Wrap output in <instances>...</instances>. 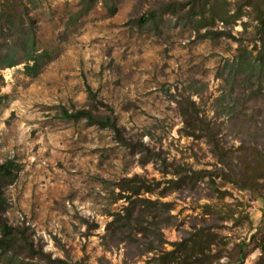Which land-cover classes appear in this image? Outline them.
Instances as JSON below:
<instances>
[{
    "label": "rangeland",
    "instance_id": "374dc122",
    "mask_svg": "<svg viewBox=\"0 0 264 264\" xmlns=\"http://www.w3.org/2000/svg\"><path fill=\"white\" fill-rule=\"evenodd\" d=\"M22 1L25 8L0 0V8L12 6L16 21L6 29L19 36L33 21L36 45L51 50L52 59L36 77L24 74L20 54L0 69V163L16 165L14 179L2 187L8 224L25 229L53 259L76 264H156L160 249L171 250L195 228L215 235L212 252L221 263L235 259L237 245L253 235L264 241L263 179L243 190L216 175L222 164L205 137L188 134L180 109L185 99L193 101L240 169L250 152L241 147L264 154V97L249 100L241 78L228 77L225 66L242 49L254 56L260 49L250 7L235 24L217 21L197 30L189 0H99L74 24L79 0ZM228 1L232 12L244 2ZM142 17L149 20L142 24ZM208 29L231 36L202 37ZM16 36L6 38L12 50ZM93 105L112 113L125 143L111 129L62 116L63 108ZM201 170L210 173H193ZM135 174L160 183L142 197L172 204L157 251H146L154 235L133 241L107 229L111 214L127 204L115 200L116 183ZM260 254L254 249L239 264H254ZM24 255L0 253V264H57Z\"/></svg>",
    "mask_w": 264,
    "mask_h": 264
},
{
    "label": "trees",
    "instance_id": "16d2710c",
    "mask_svg": "<svg viewBox=\"0 0 264 264\" xmlns=\"http://www.w3.org/2000/svg\"><path fill=\"white\" fill-rule=\"evenodd\" d=\"M98 1L79 0V8L74 13L70 24H74L78 18L84 16ZM103 1L105 4L108 2V0ZM18 2L22 7H26L22 0H18ZM189 3L191 4L189 10L191 18L199 16V18L194 20L196 23L195 29L197 30L207 26H213L217 21L224 25L235 24L243 15L244 7H250L251 13H255L253 20L256 22L258 40L260 41V49L257 55L254 56L246 49H242V54L234 61L227 62L225 66L229 68L227 73L228 77L232 75L235 81L239 77L241 78L239 82L245 85L243 92L249 93V100L259 97L262 99L261 96L264 97V0H255L253 3L251 0H244V2L237 4L234 12L231 10L232 2L228 0H189ZM11 9L12 6L7 2L3 3L0 8V40L3 41L0 43V69L13 66L17 58L20 57L18 56L20 54L24 61V74L36 77L52 59V51L37 47L36 37L32 35L31 26L33 25V21L31 20L30 29H22L20 31L22 35L16 36L17 34H12L8 31L16 28V21L13 15L8 13ZM155 17L154 13H151L149 18L154 19ZM149 18H140V23L145 24ZM18 20L22 26L24 19L19 15ZM219 35L231 36L225 31L215 32L209 29L201 36L214 38ZM14 36L18 38L15 41L17 48L12 50L9 47V43H6V38ZM89 97L95 98L94 93L90 89ZM182 103L180 104V109L185 123L190 128L188 134L194 135L195 137H205L211 145L213 152L218 157L219 163L222 164V168L216 170V175L227 182L236 184L243 190L257 188L256 186L260 184L258 183L259 179H263L264 183V154L258 147H250V149L241 147L244 153L247 150L250 152L249 154L247 153L244 170L240 169V167L234 164L233 152L223 149L220 145L211 123L198 115V111L194 108V102L187 98L185 99V105ZM62 116L74 122L85 120L89 125L98 126L102 129H111L115 132L117 139L121 143H125L116 118L112 113L100 112L97 105H93L91 108L77 109L72 112L63 108ZM141 145L143 146L142 143ZM148 152L150 153L149 150ZM15 167L16 165L11 160L0 163V253L6 255L10 253L12 259H18L19 255L24 253L26 254L24 257H39L52 263L76 264L62 259H53L41 247H36L33 244L27 237L25 229L10 225L3 219L1 206L5 198L3 197L2 187L14 179L15 174L13 169ZM224 168L226 171H224ZM243 171L244 173L242 174ZM193 173L203 175L210 172L201 170L194 171ZM169 182L173 183L174 180H169ZM159 184V182L153 184L149 179L138 174L121 178L116 183L118 192L115 200L125 199L127 204L120 211L112 213V219L107 224V229L112 233L118 232L119 234H124L127 232V238H131L133 241L137 239L136 236L139 234L146 238L150 235L156 236V241L155 239L150 241L149 247L146 249L147 252L157 251L165 243L160 224H163V222L164 224H169L173 218V215L170 214L172 208L171 203L141 196L145 193H153ZM169 188L168 186L163 189L160 195L165 196ZM258 194L260 197L261 193ZM150 212L153 214L152 219L144 225L145 218L149 216L148 214ZM164 212L167 213V216L161 220V214H164ZM214 239L215 235L210 230L195 228L194 232H190L188 236L172 243L171 250L160 249L155 259L156 264H239L254 249H258L261 253L254 264H264V241L257 238L256 235H253L249 242L246 240L240 242L237 245L235 259L227 263H221L219 261L221 254L212 252ZM251 242L254 244L252 247H250Z\"/></svg>",
    "mask_w": 264,
    "mask_h": 264
}]
</instances>
